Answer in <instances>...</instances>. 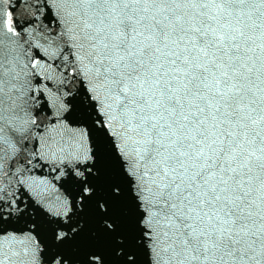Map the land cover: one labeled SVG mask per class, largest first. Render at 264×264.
<instances>
[{"label":"snow or ice","instance_id":"6c2138e0","mask_svg":"<svg viewBox=\"0 0 264 264\" xmlns=\"http://www.w3.org/2000/svg\"><path fill=\"white\" fill-rule=\"evenodd\" d=\"M0 264H264V0H0Z\"/></svg>","mask_w":264,"mask_h":264}]
</instances>
